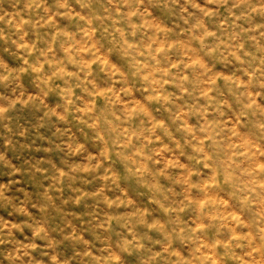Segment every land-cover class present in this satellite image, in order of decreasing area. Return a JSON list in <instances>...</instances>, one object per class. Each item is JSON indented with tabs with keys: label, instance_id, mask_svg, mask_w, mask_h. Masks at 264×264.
I'll list each match as a JSON object with an SVG mask.
<instances>
[{
	"label": "clouds",
	"instance_id": "9594fccd",
	"mask_svg": "<svg viewBox=\"0 0 264 264\" xmlns=\"http://www.w3.org/2000/svg\"><path fill=\"white\" fill-rule=\"evenodd\" d=\"M0 264H264V0H0Z\"/></svg>",
	"mask_w": 264,
	"mask_h": 264
}]
</instances>
